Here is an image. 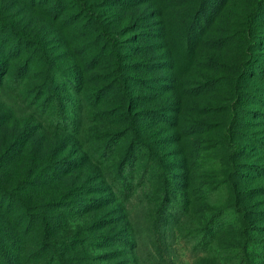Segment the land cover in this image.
<instances>
[{"label": "rangeland", "instance_id": "obj_1", "mask_svg": "<svg viewBox=\"0 0 264 264\" xmlns=\"http://www.w3.org/2000/svg\"><path fill=\"white\" fill-rule=\"evenodd\" d=\"M250 163L264 166V0H0V197L56 205L68 261L264 264ZM22 210H0V235ZM40 234L0 264H38Z\"/></svg>", "mask_w": 264, "mask_h": 264}, {"label": "trees", "instance_id": "obj_2", "mask_svg": "<svg viewBox=\"0 0 264 264\" xmlns=\"http://www.w3.org/2000/svg\"><path fill=\"white\" fill-rule=\"evenodd\" d=\"M259 1V0H258ZM258 8H254V12ZM96 14H94L95 16ZM101 27V25L99 24ZM236 110L233 108L231 109V117H230V124H234V118L235 116H238L236 113ZM57 116L56 118H59L60 113V105L57 104L56 109ZM134 129V128H133ZM228 132V130H227ZM227 140L229 141V136H227ZM234 151L239 150V146H235L233 148ZM252 164L253 169L255 170H261L264 168L262 165H258L255 163ZM164 181V179H163ZM130 182L126 179V177H122V187H119L118 192L121 193H127L129 191V185ZM22 189H25L24 187ZM1 190V187H0ZM165 195L169 194L168 192L164 191ZM17 195H19L17 192L13 193V191L7 192L4 196L1 195L0 197V210H2L6 214H12L19 208H23L21 218L18 222V224L15 225L16 227V234L17 235H29V231L34 230L37 228L39 231H41V234L39 235V249L44 251V257L40 258L38 264H83L78 261H68L72 255L68 254L69 251L73 250L77 243L76 237H68V238H58V237H51L52 229H53V218H59V214L63 217V212L58 210V207L56 205H53V201L48 202V205H53V213H51L49 208L40 206L39 202H36L32 205H26L22 206L18 202L19 199H17ZM87 201L94 200V199H86ZM39 203V204H38ZM32 209V210H29ZM227 208H220L217 209L213 214H211L208 217V223L203 226L204 230L208 229L209 226H215L219 223L223 224L226 220V213ZM242 219V225L243 226V235L248 238L250 235V232L248 231L249 227H252L251 222L248 220V218L245 217L246 210L244 208H240L239 212ZM18 215V214H17ZM26 219L25 223H22L23 220ZM2 229V230H1ZM4 227H0V231L4 232ZM206 233V231H205ZM17 235H12L8 232H6L4 235H0V248L2 251V258L3 259H13L15 261L23 259V256L26 254H23L22 249L23 247L18 244L16 238ZM93 241V243H105L106 238H111L109 235L106 234H100L96 236L90 237ZM115 241H125L126 239L121 238H115ZM114 241V240H111ZM31 256V255H30ZM84 264H92V262H86Z\"/></svg>", "mask_w": 264, "mask_h": 264}]
</instances>
